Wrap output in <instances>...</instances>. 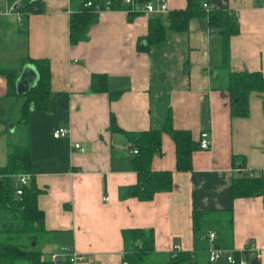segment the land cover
<instances>
[{
	"label": "crops",
	"instance_id": "obj_1",
	"mask_svg": "<svg viewBox=\"0 0 264 264\" xmlns=\"http://www.w3.org/2000/svg\"><path fill=\"white\" fill-rule=\"evenodd\" d=\"M42 1V13L22 17L0 0V65L19 74L26 69L22 80L30 87L37 71L23 58L50 61L47 107L30 112L27 124L18 121L22 102L6 95V79L0 74V166L12 145L29 144L33 161L28 181L40 189L37 203L44 213L45 231L38 233L36 244L42 258L71 246L83 256L76 264H123L121 230L142 227L154 234V251L145 264H238L224 258L209 262L202 249L209 244L237 250L236 258L247 264H264V193L232 198L230 191L231 178L243 170L264 179V93H250L246 116H230L224 76L215 66L220 55L217 28L205 16L193 17L186 31L168 30L163 42L139 50L137 39L147 32L150 17L167 25L168 11L186 4L165 0L166 10H143L131 20L126 10L99 9L84 38L71 44L68 17L79 0ZM263 2L206 1L208 8L237 15L229 68L260 70L264 79ZM92 73H105L109 88L122 90L120 96L109 100L106 92H92ZM110 114L124 131L162 129L169 119L173 127L188 129L196 142L201 131H208L210 143L192 152L191 170L176 171L173 140L162 131V153L153 155L150 166L171 170L173 188L150 200L122 196L136 173L124 133L109 129ZM58 127L68 134L54 137ZM8 132H18L12 137L16 142ZM74 142L84 152L74 150ZM193 209L213 210L218 219L210 218L202 232L193 231ZM208 231L214 233L212 241ZM174 244L193 257L168 262ZM250 244L254 250L243 252Z\"/></svg>",
	"mask_w": 264,
	"mask_h": 264
},
{
	"label": "trees",
	"instance_id": "obj_2",
	"mask_svg": "<svg viewBox=\"0 0 264 264\" xmlns=\"http://www.w3.org/2000/svg\"><path fill=\"white\" fill-rule=\"evenodd\" d=\"M88 1L90 4H86ZM147 1L149 0H132L131 3H126L124 0H79L78 8L71 11L68 17L69 42L74 44L84 38L99 9L126 10L128 19L131 20L134 15L141 13L142 6ZM206 1L186 0L184 7L170 9L167 25L157 17H150L147 21V32L137 39V48L142 51L149 50L151 45L165 40L168 30L186 31L191 18L205 16L208 25L217 28L220 38L219 62L215 66L224 76L222 87L228 97L229 114L231 117H244L249 112L250 93H264L262 72L229 68V40L231 35L238 32L237 15L230 9L208 8ZM6 2L22 17L30 13H42L45 10L42 0H6ZM23 61L33 64L37 71L36 83L24 92L16 91L18 69L0 65V74L6 79V95L23 97L18 121L27 124L30 112L47 107L51 92V70L50 61L46 57L26 56ZM90 90L106 92L109 100H116L122 92L121 89L109 88L105 73L91 74ZM262 108L264 111V98ZM109 129L111 132H123L129 144L128 148L136 149V152L131 153L130 159L131 168L136 173V181L121 190L122 196L150 200L155 193L170 191L173 188L171 170H154L150 166L153 155L162 153V131H166L173 140L175 170L192 169V152L198 147V142L194 141L188 129L173 127L169 119L162 129L124 131L117 125L114 115L110 114ZM32 161L29 144H15L7 153L6 163L0 166V264H13L18 260H23L25 264H72L68 257L56 260L42 258V251L36 245L38 233L45 231L44 213L37 203L40 189L33 180L25 184H20L18 181V175L30 173ZM18 188L21 190L20 193H17ZM230 191L232 198L263 195L264 179L261 175H249L248 171L243 170L239 176L231 178ZM191 217L193 231L202 230L212 217L218 219L213 210L193 209ZM218 217L221 219L222 215L218 214ZM121 235L124 243L123 262L145 264L147 256L154 251L152 228H124L121 230ZM205 247L202 246V249L207 253ZM168 255V262L174 263L185 257L186 259L191 257V252H179L175 257H172L170 252ZM234 256H238L237 250H234Z\"/></svg>",
	"mask_w": 264,
	"mask_h": 264
},
{
	"label": "built area",
	"instance_id": "obj_3",
	"mask_svg": "<svg viewBox=\"0 0 264 264\" xmlns=\"http://www.w3.org/2000/svg\"><path fill=\"white\" fill-rule=\"evenodd\" d=\"M124 2L131 3L132 0H124ZM86 4H90V2L88 1ZM203 5L206 6L205 3H203ZM263 6H264V2H263ZM166 9H167V3L165 0H149L146 3H144L142 6V11L143 10L144 11L166 10ZM67 134H68V129L65 127H58L52 131V135L54 137H62ZM209 143H210V133L206 130L201 131L199 139H198V146L201 148H206L209 146ZM72 148L79 152H84L85 150V148L79 142H74L72 144ZM130 152L134 153L136 152V149L132 148L130 149ZM246 171H248L249 175H255V173L252 170L246 169ZM28 179H29V173H23V174L18 175V181L20 182V184L27 183ZM20 192L21 190L18 188L17 193H20ZM207 238L209 241H212L214 238V233L212 231H208ZM242 250L243 252L252 251L254 250V246L250 244L244 247ZM179 252H180V246L177 244H174L172 249L170 250V255L172 257H175L177 256ZM190 256L193 257V253H191ZM62 257H68L72 264H76L83 258V256L75 252L71 246H62L59 248V250L52 252L49 255V258L51 260H56ZM207 258L209 262H213V261H216L217 259L224 258L226 261L231 262V263L247 264V260L245 258L237 259L234 256V250H224V249L214 246L213 244H209L207 248ZM123 264H126V263L123 262Z\"/></svg>",
	"mask_w": 264,
	"mask_h": 264
},
{
	"label": "water",
	"instance_id": "obj_4",
	"mask_svg": "<svg viewBox=\"0 0 264 264\" xmlns=\"http://www.w3.org/2000/svg\"><path fill=\"white\" fill-rule=\"evenodd\" d=\"M27 73L28 72H26V69H22V72L18 75V77L16 79V91H17V93H22L29 88L28 85L27 86L24 85L26 83L24 80H22V78L24 76H26Z\"/></svg>",
	"mask_w": 264,
	"mask_h": 264
},
{
	"label": "rangeland",
	"instance_id": "obj_5",
	"mask_svg": "<svg viewBox=\"0 0 264 264\" xmlns=\"http://www.w3.org/2000/svg\"><path fill=\"white\" fill-rule=\"evenodd\" d=\"M16 99L21 100V102H23V97H18V98H16ZM19 131H20V130H19ZM17 133H18V132H17ZM17 133H11V132H8V138H9L10 140L16 142L15 139H14V140L12 139V137H13L15 134L17 135ZM203 230H204V229H202L201 232H202ZM26 264H27V263H26Z\"/></svg>",
	"mask_w": 264,
	"mask_h": 264
}]
</instances>
